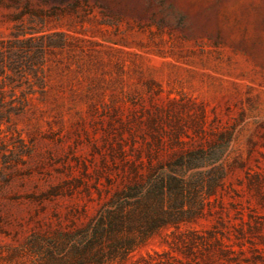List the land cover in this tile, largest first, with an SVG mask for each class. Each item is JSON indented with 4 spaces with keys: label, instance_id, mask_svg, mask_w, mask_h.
Returning a JSON list of instances; mask_svg holds the SVG:
<instances>
[{
    "label": "rangeland",
    "instance_id": "rangeland-1",
    "mask_svg": "<svg viewBox=\"0 0 264 264\" xmlns=\"http://www.w3.org/2000/svg\"><path fill=\"white\" fill-rule=\"evenodd\" d=\"M175 164L221 181L115 264H264V0H0V264Z\"/></svg>",
    "mask_w": 264,
    "mask_h": 264
},
{
    "label": "trees",
    "instance_id": "trees-1",
    "mask_svg": "<svg viewBox=\"0 0 264 264\" xmlns=\"http://www.w3.org/2000/svg\"><path fill=\"white\" fill-rule=\"evenodd\" d=\"M205 165L175 164L125 188L76 236L59 239L60 250L70 245L57 260L60 264L123 262L162 228L195 220L202 212L205 199L221 181V165L200 169ZM210 172L213 175L207 181L205 196L199 193V188L204 185L205 174Z\"/></svg>",
    "mask_w": 264,
    "mask_h": 264
}]
</instances>
